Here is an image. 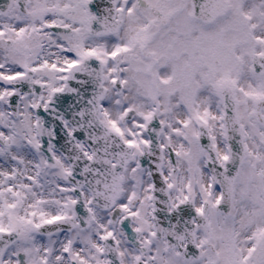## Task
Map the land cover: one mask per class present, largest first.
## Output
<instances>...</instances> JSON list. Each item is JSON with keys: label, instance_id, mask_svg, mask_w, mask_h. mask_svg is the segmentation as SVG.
<instances>
[{"label": "snow or ice", "instance_id": "6c2138e0", "mask_svg": "<svg viewBox=\"0 0 264 264\" xmlns=\"http://www.w3.org/2000/svg\"><path fill=\"white\" fill-rule=\"evenodd\" d=\"M0 264H264V0H4Z\"/></svg>", "mask_w": 264, "mask_h": 264}, {"label": "flooded vegetation", "instance_id": "af4514ba", "mask_svg": "<svg viewBox=\"0 0 264 264\" xmlns=\"http://www.w3.org/2000/svg\"><path fill=\"white\" fill-rule=\"evenodd\" d=\"M1 4V3H0Z\"/></svg>", "mask_w": 264, "mask_h": 264}]
</instances>
